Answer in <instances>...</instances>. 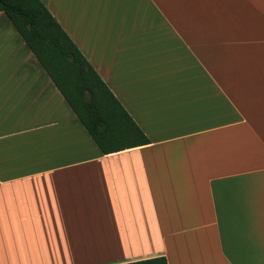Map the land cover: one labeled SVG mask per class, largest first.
I'll return each instance as SVG.
<instances>
[{
	"label": "crops",
	"instance_id": "1",
	"mask_svg": "<svg viewBox=\"0 0 264 264\" xmlns=\"http://www.w3.org/2000/svg\"><path fill=\"white\" fill-rule=\"evenodd\" d=\"M148 139L103 154L0 12V264H264V0H41Z\"/></svg>",
	"mask_w": 264,
	"mask_h": 264
},
{
	"label": "trees",
	"instance_id": "2",
	"mask_svg": "<svg viewBox=\"0 0 264 264\" xmlns=\"http://www.w3.org/2000/svg\"><path fill=\"white\" fill-rule=\"evenodd\" d=\"M2 12L98 150L111 153L147 137L41 0H0ZM117 264H167L164 256Z\"/></svg>",
	"mask_w": 264,
	"mask_h": 264
}]
</instances>
